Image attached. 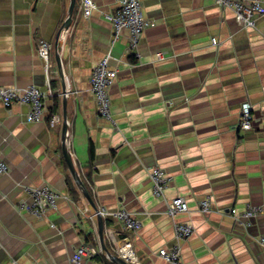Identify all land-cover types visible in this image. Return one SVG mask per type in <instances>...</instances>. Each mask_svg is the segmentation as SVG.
<instances>
[{"label":"crops","instance_id":"obj_1","mask_svg":"<svg viewBox=\"0 0 264 264\" xmlns=\"http://www.w3.org/2000/svg\"><path fill=\"white\" fill-rule=\"evenodd\" d=\"M79 1L59 37L65 146L96 211L62 153L55 43L70 0H0V87L35 86L45 95L38 123L26 121V105L6 108L0 101V155L7 166L0 175V264H71L85 244L94 250L86 264H113L104 248L114 255L123 242L131 244L138 264H165L157 252L174 243L173 223L194 229L181 245L182 264H264V17L255 28H243L232 10L213 0H138L152 24L130 51L127 31L116 37L104 18L118 0H91L88 18L77 14ZM39 40L50 44L47 69L37 53ZM106 57L117 70L108 90L113 125L98 116L88 82ZM244 104L255 117L245 131L237 128ZM53 115L60 124H49ZM152 167L169 179L163 198L152 194ZM42 186L59 198L57 208L38 219L19 205L29 201L25 187ZM177 197L189 212L171 219L166 203ZM206 198L212 211L202 215L198 204ZM247 207L262 212L234 221L230 210ZM100 208L125 209L141 228L128 232L102 217L101 243Z\"/></svg>","mask_w":264,"mask_h":264},{"label":"built area","instance_id":"obj_2","mask_svg":"<svg viewBox=\"0 0 264 264\" xmlns=\"http://www.w3.org/2000/svg\"><path fill=\"white\" fill-rule=\"evenodd\" d=\"M214 4L230 9L234 13L236 23L243 28H255L257 19L264 17V0H213ZM77 14L88 18L95 6L91 0H80L76 7ZM104 18L109 21L117 37L122 30L128 33V48L135 51L141 35L151 26L152 22L146 20L141 15V4L138 0H118L117 8L110 14H104ZM68 28H63L60 32L67 33ZM216 44L215 40H212ZM50 44L44 40H39L37 53L44 62L45 68L49 66ZM117 78V70L111 69L108 57L101 61L91 70L88 82L90 92L94 98L98 116L110 124H114L111 110L109 87ZM47 94L51 96L50 85L47 84ZM45 95L35 86L23 90L0 87V101L6 108L12 104L26 105L29 109L26 121L28 123H38L44 120V99ZM255 122V117L251 113V106L244 104L241 107L240 122L237 126L241 130H250ZM51 126L60 124L59 115H53L49 119ZM7 172V166L0 155V175ZM149 180L152 184V194L156 198H163L168 186L169 179L165 171L159 167H152L148 170ZM24 192L28 196V202H22L19 209L40 219L47 212L57 208L59 195L49 186L38 188L25 187ZM211 202L209 198L202 200L198 204V212L202 215L211 213ZM189 212L188 205L183 198L177 197L166 203V214L171 219L178 214ZM262 212L260 207H247L242 212L235 209L230 210V215L234 221H247L258 216ZM98 214L103 218L112 217L122 223L123 228L128 232H137L141 228L138 219L131 216L125 209H120L114 213H108L104 208H100ZM174 243L157 252V256L165 264H182L181 245L193 234L194 229L187 223H173ZM91 245H82L72 254L71 264H86V259L93 256ZM114 255L123 260L126 264H138L132 246L129 242H123L121 247H115Z\"/></svg>","mask_w":264,"mask_h":264},{"label":"water","instance_id":"obj_3","mask_svg":"<svg viewBox=\"0 0 264 264\" xmlns=\"http://www.w3.org/2000/svg\"><path fill=\"white\" fill-rule=\"evenodd\" d=\"M75 2L76 0H70V4H69V9H68V14L67 17L65 19V22L62 25V29L63 28H69L70 24L72 22V12L75 6ZM60 35H58L56 43H55V58L58 64V68L59 71L61 73V89H62V107H63V114H62V130H61V136H62V153H63V157L68 165V168L70 170V173L72 175V178L75 180L77 186L79 187V189L81 190L82 195L84 196V198L86 199V201L89 203V205L96 211L95 205L87 191V189L84 187V185L81 183L79 177L77 176L76 171L74 170L73 166H72V162H71V158L69 153L67 152V148L65 146V141H66V136H67V121H66V99H67V91H66V82L64 79V72H63V63H62V58L60 55V47H59V38ZM97 223H98V234H99V238L100 241L102 243L103 240V221H102V217L101 215H99L97 213ZM104 251L108 257V259L114 263V264H126L123 260H121L120 258H118L115 255H112L111 253H109L107 251L106 248H104Z\"/></svg>","mask_w":264,"mask_h":264},{"label":"trees","instance_id":"obj_4","mask_svg":"<svg viewBox=\"0 0 264 264\" xmlns=\"http://www.w3.org/2000/svg\"><path fill=\"white\" fill-rule=\"evenodd\" d=\"M52 113H53V111H52ZM93 156H94V148H93V145L90 144V148H89V158L91 159V158H93Z\"/></svg>","mask_w":264,"mask_h":264},{"label":"bare ground","instance_id":"obj_5","mask_svg":"<svg viewBox=\"0 0 264 264\" xmlns=\"http://www.w3.org/2000/svg\"><path fill=\"white\" fill-rule=\"evenodd\" d=\"M112 232V231H111ZM126 232V231H125ZM113 233V232H112Z\"/></svg>","mask_w":264,"mask_h":264}]
</instances>
